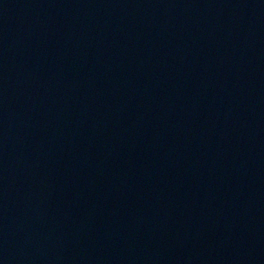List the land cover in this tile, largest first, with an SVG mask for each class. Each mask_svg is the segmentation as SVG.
<instances>
[{
  "label": "water",
  "instance_id": "obj_1",
  "mask_svg": "<svg viewBox=\"0 0 264 264\" xmlns=\"http://www.w3.org/2000/svg\"><path fill=\"white\" fill-rule=\"evenodd\" d=\"M0 264H264V0H0Z\"/></svg>",
  "mask_w": 264,
  "mask_h": 264
}]
</instances>
